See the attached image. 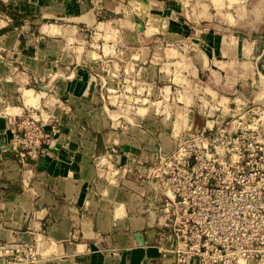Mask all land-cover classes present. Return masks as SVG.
Returning <instances> with one entry per match:
<instances>
[{"label": "crops", "instance_id": "1", "mask_svg": "<svg viewBox=\"0 0 264 264\" xmlns=\"http://www.w3.org/2000/svg\"><path fill=\"white\" fill-rule=\"evenodd\" d=\"M251 106L264 0H0V264H177L153 170Z\"/></svg>", "mask_w": 264, "mask_h": 264}, {"label": "built area", "instance_id": "2", "mask_svg": "<svg viewBox=\"0 0 264 264\" xmlns=\"http://www.w3.org/2000/svg\"><path fill=\"white\" fill-rule=\"evenodd\" d=\"M263 122L264 107H247L217 130L212 149L181 145L153 170L172 194L165 207L177 264H264V165L239 163L264 154ZM19 252L7 264L34 261Z\"/></svg>", "mask_w": 264, "mask_h": 264}, {"label": "rangeland", "instance_id": "3", "mask_svg": "<svg viewBox=\"0 0 264 264\" xmlns=\"http://www.w3.org/2000/svg\"><path fill=\"white\" fill-rule=\"evenodd\" d=\"M227 163H230V159H227ZM240 165H264V154L259 153L258 155L254 156H245L241 162H239Z\"/></svg>", "mask_w": 264, "mask_h": 264}]
</instances>
